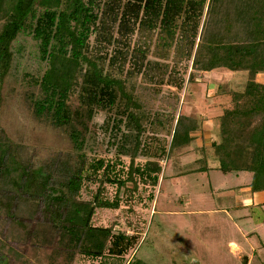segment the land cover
<instances>
[{
	"label": "trees",
	"instance_id": "obj_1",
	"mask_svg": "<svg viewBox=\"0 0 264 264\" xmlns=\"http://www.w3.org/2000/svg\"><path fill=\"white\" fill-rule=\"evenodd\" d=\"M0 22V109L1 90L14 60L13 45L20 35L31 36L46 65L44 73L34 79L39 89L32 101L35 115L70 132L80 152L78 163L62 162L61 173L55 175L25 162L20 148L3 139L0 186L8 187L9 208L13 199L43 202L60 234L58 241L69 255L124 258L138 244L137 235L116 234L111 227L92 224L97 209H119V193L113 201L104 197L102 181L92 200L79 198L87 179L81 138L99 112L114 113L117 131L128 128L130 135H123L118 148L132 160L127 180L112 178L118 164L102 158L90 163L93 172L108 174L107 183L117 185L118 190L126 188L127 181L136 189L135 177L152 186L159 183L162 167L157 160L134 165L146 147L142 136L148 117L128 83L135 71L145 74L162 65L148 60V47L139 46L137 55L131 57L127 50L116 48L127 45L136 33L150 34L151 40L156 34L162 54L158 56L168 59L173 54L181 63H191L194 72L220 68L247 72L242 89L223 93L229 102L219 117V141L212 143L219 165L198 170L249 172L252 192L264 191V82L256 81L264 74V0H0ZM128 64L133 65L131 70L126 69ZM190 80L196 77L191 74ZM167 82L176 88L185 84L172 77ZM75 97L76 108L72 106ZM173 119L175 128L169 132L171 143L169 150L163 149L164 155L193 144L200 129L188 115ZM52 181L56 187H50ZM126 264L146 263L134 256Z\"/></svg>",
	"mask_w": 264,
	"mask_h": 264
},
{
	"label": "rangeland",
	"instance_id": "obj_2",
	"mask_svg": "<svg viewBox=\"0 0 264 264\" xmlns=\"http://www.w3.org/2000/svg\"><path fill=\"white\" fill-rule=\"evenodd\" d=\"M149 36L136 33L129 45L116 48L127 50L131 57L137 55L139 46L148 47V60L153 65L160 61L162 65L149 68L145 74L135 71L128 83V90L148 117L142 136L146 147L137 155L134 165L144 166L147 161L157 160L162 167L158 185L152 186L134 176L136 189L133 182L127 181V187L118 190L117 185L107 183L108 174H95L90 168L91 162L102 158L118 164L112 178L129 177L132 156L122 154L118 147L123 135L130 134L124 126L121 131L116 130L114 113L99 112L87 124L81 138L87 179L79 198L92 200L102 181L104 197L113 201L119 193V209H97L92 224L111 227L116 234L137 235L136 248L124 258L69 255L58 241L60 234L53 228L43 202L13 199L10 211L5 196L8 187L0 186V264H126L134 256L146 264H264L263 206L231 208L233 197L224 199L223 191L222 195L215 191L244 187L251 181L252 173L198 170L219 165L212 143L219 141V117L229 102L223 93L242 89L248 80L247 72L223 68L194 72L191 63H181L173 54L168 59L160 58L157 36L152 40ZM13 52L12 67L1 90L0 141L4 139L19 147L21 158L33 167H44L58 175L62 162L68 161L72 166L79 162L80 152L70 132L55 128L33 110L32 101L39 92L34 79L46 69L36 41L20 35ZM132 66L128 64L126 69L131 70ZM191 74L196 80L189 81ZM171 77L185 80L184 86L176 88L169 84ZM256 81L264 82V74L258 75ZM72 106H78L76 97ZM180 114L196 119L203 129L195 134L193 144L164 155L163 149L169 150L175 128L173 118ZM56 185L52 181L50 187Z\"/></svg>",
	"mask_w": 264,
	"mask_h": 264
},
{
	"label": "crops",
	"instance_id": "obj_3",
	"mask_svg": "<svg viewBox=\"0 0 264 264\" xmlns=\"http://www.w3.org/2000/svg\"><path fill=\"white\" fill-rule=\"evenodd\" d=\"M259 75H263V74H259ZM207 123L210 124L211 122H207ZM240 173L241 172H238V175ZM251 182H252V178L249 184L245 185L244 187L242 186L237 188L229 187L222 190L220 188H216L215 191L217 190L216 192L221 195L223 191V193H225L224 199L233 197L234 205H232L231 208H243V207L249 208V207H254L256 204L257 206H263L264 208V191L253 193L250 188ZM262 221L264 222V218Z\"/></svg>",
	"mask_w": 264,
	"mask_h": 264
}]
</instances>
